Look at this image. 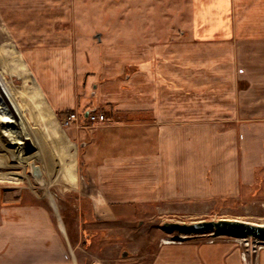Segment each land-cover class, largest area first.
<instances>
[{
	"label": "crops",
	"instance_id": "crops-1",
	"mask_svg": "<svg viewBox=\"0 0 264 264\" xmlns=\"http://www.w3.org/2000/svg\"><path fill=\"white\" fill-rule=\"evenodd\" d=\"M50 1L60 14L48 19L30 14L31 0L0 2V55L12 71L14 49L26 56L22 74L34 78L32 102L22 87L19 97L58 144L57 153L36 162L45 179L55 172L49 183H60L58 192L106 209L264 192V0H109L107 13L121 8L129 22L139 5L137 22L146 24L140 37L119 42L98 33L76 36L98 0ZM94 53L112 56L114 67L103 64L88 90L76 82L68 56ZM30 55L50 57L38 63ZM125 64L135 68L123 72ZM8 93L13 98L15 90ZM85 103L105 110L106 120L84 124ZM73 109L80 124L63 126L58 113ZM41 208L0 196V264L72 263L63 228L31 217ZM242 262L230 241L186 240L160 243L145 264ZM253 262L264 264V248Z\"/></svg>",
	"mask_w": 264,
	"mask_h": 264
},
{
	"label": "rangeland",
	"instance_id": "rangeland-1",
	"mask_svg": "<svg viewBox=\"0 0 264 264\" xmlns=\"http://www.w3.org/2000/svg\"><path fill=\"white\" fill-rule=\"evenodd\" d=\"M31 1L33 7L29 12L34 16H45L48 19L51 15L60 14L50 0ZM39 1L43 4L42 7H38ZM98 1L100 6L89 7L93 12L91 11L87 18L92 20L80 24L81 27L77 29L76 36L84 33L87 35L88 33H98L104 37L111 36L116 42H119L127 34L138 38L141 32H144L146 24L137 22L142 16V12H138L139 5L132 8L134 13H131L130 19L132 20L130 21L132 22H129L122 16L121 8V11L114 8L107 13L105 4H108L109 0ZM140 1L133 0L132 2L137 4ZM96 10H98L99 16L95 15ZM18 15L20 17L23 12L20 11ZM7 16L9 15L7 14ZM40 23L42 24H38V27L41 30L45 29L43 22ZM46 23L45 25H48ZM155 25L159 26L160 24ZM166 25L162 24L163 29ZM64 27L61 24L55 25L58 30H62ZM162 32L166 33V31ZM8 41L10 43L9 39ZM27 41L22 39L23 47L26 46ZM14 51H16V55L13 54L15 57L13 71L10 60H6L5 63L2 60L3 56L0 55V196L2 195L4 200L10 202L22 199L24 204L34 202L39 204L42 207L41 210L34 212L31 217H35L33 219L36 221L46 220L57 228L58 226L63 228L67 234L68 244H71L67 247V257L72 263L68 262V264H145L152 259L153 253L160 243H178L186 240L209 242L208 240L212 238V242L226 240L239 246L234 237L227 234L214 236L210 231L189 234L170 231L162 227V223L165 221L188 223L197 220L229 218L264 224L263 191L258 193L250 190V192L242 193L239 198L184 199L169 203L161 201L149 204L148 202L144 207L123 205L114 209H106L99 208L96 200L91 202L90 199L78 198L73 192H58L57 187L60 186V183H49L50 179L56 177L54 171L47 173L46 179L43 177L42 182H37L30 174L29 162H39L45 157V153L51 151L57 153L58 144L47 133L44 134L37 128L38 125L32 121L20 100L19 91L22 87L32 102L30 91L33 89L34 78L29 74L26 77L23 76L26 56L18 54L17 48ZM49 57L50 55H30L31 60L38 58V63L46 62ZM68 57L70 61L73 58L71 63H74L75 66L76 82L80 85L83 81V85H88V90H90L91 82L100 81V72L104 69L102 65L105 63L106 67L112 65L113 59L110 55L98 53L76 54ZM113 65L111 67H114ZM134 68L133 64H125L123 72H130ZM24 71L28 73L27 70ZM11 89L15 90L13 98L9 97L8 93ZM87 107L88 109H86ZM85 109L100 111L105 116L107 114L105 110L90 103L81 105L80 111L83 112ZM71 111L78 112L79 110L73 109L69 112ZM65 114L67 113H58L61 118ZM52 159L57 164L59 156ZM45 190L54 197H52L53 206L45 195ZM9 214L15 215L10 212ZM78 239L81 241L74 247V243ZM164 240L171 241L165 242ZM122 252H125V255H121ZM32 263L20 261L16 264ZM34 263L54 264L50 260Z\"/></svg>",
	"mask_w": 264,
	"mask_h": 264
},
{
	"label": "water",
	"instance_id": "water-1",
	"mask_svg": "<svg viewBox=\"0 0 264 264\" xmlns=\"http://www.w3.org/2000/svg\"><path fill=\"white\" fill-rule=\"evenodd\" d=\"M88 110L85 111V113ZM30 174L37 182L43 181V176L40 167L33 161L29 162ZM162 227L170 231L179 233H194L202 231L214 232V234H227L233 236H246L257 237L264 239V224L252 223L249 221H243L239 219H210V220H197L193 222H179V221H165L162 223ZM121 255H125L122 252Z\"/></svg>",
	"mask_w": 264,
	"mask_h": 264
},
{
	"label": "built area",
	"instance_id": "built-area-1",
	"mask_svg": "<svg viewBox=\"0 0 264 264\" xmlns=\"http://www.w3.org/2000/svg\"><path fill=\"white\" fill-rule=\"evenodd\" d=\"M84 115L82 116V122L84 124H98L102 123L106 120V116L99 112H95L92 110L87 111L86 113H83ZM79 114L78 112L71 111L68 112L63 116V118L60 119V122L63 126H70L73 124L79 125ZM214 234V232H211ZM221 234H214V236H218ZM234 239L237 241L239 246L241 247L240 249V254L241 258L243 260V264H254L253 260L256 256V253L264 247V239H260L257 237H240V236H233ZM171 241V240H169ZM209 242H212V238L208 240ZM168 242V241H165Z\"/></svg>",
	"mask_w": 264,
	"mask_h": 264
},
{
	"label": "bare ground",
	"instance_id": "bare-ground-1",
	"mask_svg": "<svg viewBox=\"0 0 264 264\" xmlns=\"http://www.w3.org/2000/svg\"><path fill=\"white\" fill-rule=\"evenodd\" d=\"M2 130V129H1ZM48 191L47 190H45V195L49 198V200H50V203H51V206H53L54 204H53V199H52V197L53 196H51L49 193H47ZM54 198V197H53ZM59 221V220H58ZM62 228V227H61ZM164 241H169V240H164Z\"/></svg>",
	"mask_w": 264,
	"mask_h": 264
},
{
	"label": "trees",
	"instance_id": "trees-1",
	"mask_svg": "<svg viewBox=\"0 0 264 264\" xmlns=\"http://www.w3.org/2000/svg\"><path fill=\"white\" fill-rule=\"evenodd\" d=\"M68 112H69V111H68ZM68 112H67V113H68Z\"/></svg>",
	"mask_w": 264,
	"mask_h": 264
}]
</instances>
